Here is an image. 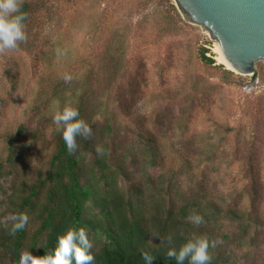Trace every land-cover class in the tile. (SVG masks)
I'll list each match as a JSON object with an SVG mask.
<instances>
[{"label": "rangeland", "instance_id": "374dc122", "mask_svg": "<svg viewBox=\"0 0 264 264\" xmlns=\"http://www.w3.org/2000/svg\"><path fill=\"white\" fill-rule=\"evenodd\" d=\"M22 1L31 3L28 39L0 54V162L6 164L8 142L19 125L27 128L16 143V181L0 175V221L11 214L12 190L14 201L22 193L19 183L31 182L37 169L48 167L55 142L45 119L75 100L62 89V74L77 82L85 70L103 65L108 51L119 57L112 106L120 111V103L128 105L132 114L120 116L130 129L147 128L159 139L167 169H175L179 154L191 150L185 181L195 186L205 178L207 196L229 199L249 180L242 156L251 154L264 183V60L255 62L253 74L227 68L219 60L218 42L187 21L175 0ZM57 48L66 54L58 58ZM203 51L212 64L203 62ZM211 151L215 155L206 158ZM27 216L32 232L36 220ZM88 240L97 244L92 236ZM0 264L11 262L0 254Z\"/></svg>", "mask_w": 264, "mask_h": 264}, {"label": "trees", "instance_id": "16d2710c", "mask_svg": "<svg viewBox=\"0 0 264 264\" xmlns=\"http://www.w3.org/2000/svg\"><path fill=\"white\" fill-rule=\"evenodd\" d=\"M21 11L26 13L25 24L31 3L22 1ZM204 52L203 62L212 64ZM115 63L119 57L108 51L103 65L85 70L77 82L60 81L62 89L75 96L69 106L79 111L78 119L91 127L92 136H77L78 148L69 154L61 134L64 125L57 131L52 117L45 119L55 142L48 167L37 169L31 182L19 183L22 193L17 200H11L15 190L7 197L11 214L34 216L35 230L30 232L26 225L10 235L12 221L0 223L2 258L18 264L24 251L34 257L50 254L58 236L83 228L87 237L97 240L90 248L93 264H144L145 252L153 256L152 264H177L168 251L178 252L200 238L217 241L209 248L211 264H264V183L251 154L242 156L249 180L234 196L231 191L229 199L207 196L205 178L195 186L186 182L191 150L179 154L182 161L175 169H167L159 139L147 128L130 129L120 116L132 114L128 105L120 103V111L112 106L111 81L119 72ZM26 128L19 125L8 142L6 164L0 162V175H10L14 182L20 154L16 143ZM33 137L38 139L37 131ZM97 145L104 148L103 156L96 154ZM214 155L211 151L205 156ZM19 184L13 183L17 188ZM192 214L203 217L198 227L187 219ZM225 227L231 230L225 232ZM233 248L242 251L240 257ZM183 264H191V257Z\"/></svg>", "mask_w": 264, "mask_h": 264}, {"label": "clouds", "instance_id": "9594fccd", "mask_svg": "<svg viewBox=\"0 0 264 264\" xmlns=\"http://www.w3.org/2000/svg\"><path fill=\"white\" fill-rule=\"evenodd\" d=\"M21 8L22 0H0V54L18 49L19 44L28 39L24 24L26 13L22 12ZM56 54L59 58L66 53L57 48ZM61 78L66 83L73 79L69 73L62 74ZM78 117L79 111L71 106L57 110L52 117L57 131L60 130L61 124L64 125L61 134L69 154L75 153L78 148L77 136H83L85 140L92 136L91 127ZM95 152L98 156H103L105 150L97 145ZM187 219L196 227L203 222V217L197 214H192ZM9 220L12 221L9 234L15 235L25 228L29 217L24 213L9 214L0 223L7 225ZM216 244V240L210 242L207 238H200L195 243H187L178 252L169 250L167 255L169 258L174 257L177 264H183L187 256L191 257V264H211L209 248L210 246L214 248ZM91 247L83 228H70L63 235L58 236L53 252L34 257L28 251H24L19 256L18 264H93L94 256L90 252ZM142 259L144 264H152L153 256L145 252L142 253Z\"/></svg>", "mask_w": 264, "mask_h": 264}, {"label": "water", "instance_id": "95a60500", "mask_svg": "<svg viewBox=\"0 0 264 264\" xmlns=\"http://www.w3.org/2000/svg\"><path fill=\"white\" fill-rule=\"evenodd\" d=\"M187 21L207 30L228 66L241 75L254 73L264 60V0H175Z\"/></svg>", "mask_w": 264, "mask_h": 264}, {"label": "bare ground", "instance_id": "6f19581e", "mask_svg": "<svg viewBox=\"0 0 264 264\" xmlns=\"http://www.w3.org/2000/svg\"><path fill=\"white\" fill-rule=\"evenodd\" d=\"M217 50H218L219 60H220V62L223 63L227 68L231 69V67L228 66L226 60L224 59V57H223V55H222V52H221V50H220V47H218Z\"/></svg>", "mask_w": 264, "mask_h": 264}]
</instances>
